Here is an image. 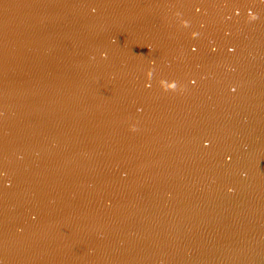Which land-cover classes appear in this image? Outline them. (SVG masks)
Returning <instances> with one entry per match:
<instances>
[{"label": "water", "instance_id": "obj_1", "mask_svg": "<svg viewBox=\"0 0 264 264\" xmlns=\"http://www.w3.org/2000/svg\"><path fill=\"white\" fill-rule=\"evenodd\" d=\"M0 264H264V0H0Z\"/></svg>", "mask_w": 264, "mask_h": 264}]
</instances>
